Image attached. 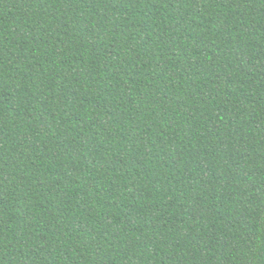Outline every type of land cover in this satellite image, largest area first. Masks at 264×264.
Here are the masks:
<instances>
[{"label": "trees", "instance_id": "trees-1", "mask_svg": "<svg viewBox=\"0 0 264 264\" xmlns=\"http://www.w3.org/2000/svg\"><path fill=\"white\" fill-rule=\"evenodd\" d=\"M0 264H264V0H0Z\"/></svg>", "mask_w": 264, "mask_h": 264}]
</instances>
